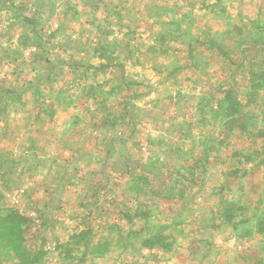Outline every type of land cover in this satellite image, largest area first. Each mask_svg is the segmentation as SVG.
<instances>
[{"label":"rangeland","instance_id":"rangeland-1","mask_svg":"<svg viewBox=\"0 0 264 264\" xmlns=\"http://www.w3.org/2000/svg\"><path fill=\"white\" fill-rule=\"evenodd\" d=\"M20 6L44 24L42 56L55 82L50 66L33 62L37 50L15 46ZM102 30L110 33L99 58L80 42L95 38L97 47ZM262 43L264 0H0V204L33 220L26 245L44 248L41 264H89L90 237L99 256L131 260L144 236L161 231L153 225L170 226L161 232L193 251L190 264H264V234L256 233L264 139L254 138L264 129V88L246 89L252 76L245 79L218 49L239 62L244 48ZM109 62L106 73L88 69ZM230 87L254 134L227 127L219 107ZM103 117L115 120L104 125ZM193 158L204 162L194 187L181 181L174 194L155 195ZM143 172L153 178L139 190L134 177ZM228 181L241 184L234 192L248 208L231 225L222 218L231 195L224 201L220 190ZM139 204L152 206L150 232L122 224L117 212ZM17 257L2 250L0 264H18Z\"/></svg>","mask_w":264,"mask_h":264},{"label":"trees","instance_id":"trees-1","mask_svg":"<svg viewBox=\"0 0 264 264\" xmlns=\"http://www.w3.org/2000/svg\"><path fill=\"white\" fill-rule=\"evenodd\" d=\"M20 11L23 13L19 14V21L23 23V30L19 32V44L23 45L24 48H29V47H35L37 52L34 54L36 57L35 62H44L47 66H50L49 73H48V79L51 82H55L54 75L55 73V68L51 65V61L48 57L42 56V54L45 52L47 53L46 49V43L44 42V24L43 22L37 17L38 13H34L32 15H27L24 13L25 9L24 6H20ZM10 10V9H9ZM12 11V10H11ZM23 20V21H22ZM25 25V27H24ZM102 38L99 42V45L94 47V51L96 53V56H99V58H104V54L102 53V48L105 47L107 44V38L106 35H109L107 31L102 30ZM31 33L33 34L31 36ZM204 45V44H202ZM214 46V44H213ZM215 47V46H214ZM217 48L219 46H216ZM17 48V47H16ZM219 47V51L223 53L225 58L228 60L229 64L231 66H235L238 69H241V73L244 74L245 79H247V76H252L249 78V83L251 86H247L246 89H251V90H261L264 88V73L262 72V69H264V60L261 61V57L264 56V43H262L260 46H250L247 48H244L239 54V62H235L232 60L229 56L228 53L222 51V48ZM251 54H257L258 56L254 57V61L258 60V64H253L251 62ZM95 56V54L93 55ZM264 59V58H263ZM112 62H109L107 64H101L100 66L94 67H88V69H94L95 71H99L102 73H106V71L112 66ZM259 65L258 72L256 73V68L255 66ZM117 66V65H115ZM120 66V65H119ZM70 68H73L70 66ZM79 67H76V72L78 73ZM75 72V73H76ZM249 74V75H248ZM256 74V77L253 78V76ZM242 77V75H241ZM57 78V76L55 77ZM84 78V79H83ZM81 80L86 81L85 74L83 77H80L78 80L81 82ZM132 84H128L127 87H130ZM3 91V90H2ZM12 91L11 88L7 89V92ZM228 92V93H227ZM224 92L225 96L222 99V102L220 103L219 110H223L226 118L229 119L228 123V128L231 133L235 134H240V135H245L249 136L252 132L249 130V125H248V119L242 114L241 109L243 104L238 100V96H235L236 94L234 93V90L230 89ZM103 96V95H102ZM98 97L99 100H102L103 97ZM97 99V98H96ZM248 103V106H252L253 104L257 103V100L255 102ZM104 104V99L102 101ZM224 103L226 106H223ZM247 105V104H246ZM96 113H102L101 110ZM98 114V117H100ZM103 120V124L106 125L108 122H113L115 118L113 119H108L107 117L101 118ZM254 134V133H252ZM254 138H262L264 139V129H261L258 134H254ZM242 151H238L235 153L234 156L241 155ZM193 161V166L192 164L188 166V168H179L177 172L178 178L175 179L174 183L170 184H161L160 188L162 185L164 188L158 189L157 192H155L157 196H164L167 194H174L176 190L180 186H183L184 184H180L181 181H188L192 184L194 187L196 184V178L198 177V173L201 171L199 165L201 163H204L203 161L193 158L191 162ZM248 162L249 159L247 160ZM183 172V173H182ZM186 173L190 175V178L186 176ZM153 176L149 174V172H143V175L141 176H135L134 179L137 183L138 186H136L139 190L140 187L145 188L146 181L148 178ZM237 183L236 185H234ZM180 184V185H179ZM135 187V186H134ZM221 191L226 192L222 196L223 200L225 201V197L228 195H231V198L225 201V206L223 208L224 212L222 215L223 220L228 224L231 225L235 218L240 215V217H243L244 215L247 214V209L244 203V196H236V192L234 191H240L243 190V187L241 186L240 183L237 181H228L220 188ZM179 198L181 197L182 200H184V196H178ZM183 197V198H182ZM3 199V194L0 192V202ZM178 199V198H177ZM122 205L126 206L127 203H123ZM151 207L150 205H145V204H139L138 209L136 210H130V212L125 213L124 210H117L118 214L121 217L122 224L124 223V219H126L129 223H131V226L136 228V225L139 226V223L141 225L139 226L141 229L140 231H147L149 228V225H151L153 215L151 213ZM31 222L33 223V220L29 217H26L18 208L16 207H8L6 208L5 206L0 204V251L5 250V249H12L15 251L16 255L20 258L17 257L18 264H41L42 260L44 258L45 250L44 248H35L33 251L28 249L26 245V232L30 229L31 227ZM175 225H180L179 223L175 222ZM154 228L160 229L161 231L166 230L167 228L169 229L170 226L166 225H153ZM92 229H89L86 232H81V236H88L90 235ZM138 231V232H140ZM149 232L151 231L150 229L148 230ZM159 231L158 233L155 234H149L147 237L144 236V238L140 242V247L142 249L154 252V251H170L173 246L174 242H169V236L165 237V233ZM257 234H264V217L258 220L257 222ZM134 234V232H129V236ZM173 241V240H171ZM93 243L92 237L87 238V241L84 244V248L86 251L91 252L92 256L99 257L98 253V244L96 246H91ZM62 245H57V248H61ZM91 247V248H90Z\"/></svg>","mask_w":264,"mask_h":264},{"label":"crops","instance_id":"crops-1","mask_svg":"<svg viewBox=\"0 0 264 264\" xmlns=\"http://www.w3.org/2000/svg\"><path fill=\"white\" fill-rule=\"evenodd\" d=\"M108 34L110 33L109 31H107ZM70 40H69V46H73V43H75V41L72 39V36H69ZM100 39V38H99ZM66 40L68 41V39L66 38ZM81 40H84V38ZM97 39L95 38H87L84 41H81L80 44L83 47V50H86L90 47H95ZM16 44V42H14ZM67 43V42H66ZM67 44V45H68ZM89 45V46H88ZM16 47L19 46V43H17L15 45ZM27 49H35V47H29ZM26 54V52H25ZM28 54V53H27ZM33 62H35V59L33 60ZM177 243H175L176 245ZM135 251H132L130 253H128V256L131 260L128 261H124V262H117L115 256L113 255H106V256H92L90 258L91 262H89V264H190L191 261L188 260H192V256H193V251L190 249H180L179 247H175L173 246V248L170 251H148V250H141L138 251L137 248L134 249ZM139 252V253H136ZM112 254V253H111ZM186 254L188 257H186ZM138 255H142L141 256V260H139V256ZM190 262V263H189ZM202 262V261H200Z\"/></svg>","mask_w":264,"mask_h":264}]
</instances>
